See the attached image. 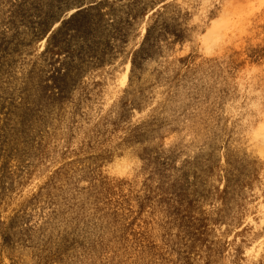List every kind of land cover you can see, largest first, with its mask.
Here are the masks:
<instances>
[{
  "label": "rangeland",
  "instance_id": "obj_1",
  "mask_svg": "<svg viewBox=\"0 0 264 264\" xmlns=\"http://www.w3.org/2000/svg\"><path fill=\"white\" fill-rule=\"evenodd\" d=\"M192 1H126L108 17L95 10L103 0H56L52 27L68 41L102 26L80 82L49 91L50 107L53 68L21 63L38 41L20 34L9 48L0 34V264H264V175L231 172L246 147L235 131L264 120V0H202L207 28ZM16 5L32 24L43 2ZM49 32L61 72L73 46ZM18 66L34 79L18 83ZM138 136L165 148V170L136 178L110 165ZM185 159L211 171L171 175Z\"/></svg>",
  "mask_w": 264,
  "mask_h": 264
},
{
  "label": "bare ground",
  "instance_id": "obj_2",
  "mask_svg": "<svg viewBox=\"0 0 264 264\" xmlns=\"http://www.w3.org/2000/svg\"><path fill=\"white\" fill-rule=\"evenodd\" d=\"M17 1L18 0H0V16L2 17L0 21V34H4L7 38H9L7 43L9 48L19 47L20 44L18 43L17 36L20 34L26 38V41H38L39 49L34 55L26 46V51L21 63L29 66L43 65L48 66L49 69L53 68L51 76L47 72L43 74L49 82L47 81V94L43 95L44 99H42V103L45 107H50L55 102V96L54 93H49V91H59V89L62 88L61 92L66 94L72 91L69 84L73 82H80L82 77L81 75L84 71L83 69L85 68V63H88L89 57L99 49L97 34L98 29L102 26V24L98 21L91 22L90 28L95 32L92 38H90L92 33L84 32L88 26H84L86 28L83 31L74 29V37L72 40L68 41L66 36L63 38L61 33L55 31L54 27H52L53 17L57 12V7L55 5V3H57L56 0H40L43 2L42 8H36L37 12L34 9L30 10L32 24H30L31 22L29 21L21 19V13L18 9V5H16ZM21 1L32 2L37 0ZM60 1L64 5H68L73 2V0ZM106 1H111L113 6L106 7L104 5L105 0H103L102 4L95 10L111 17L112 14L118 16L122 13L121 8L126 7V1L132 3H144L146 0H123L122 2L120 0ZM198 1L199 4L197 3ZM190 3H196V10L200 14L198 20L204 23V28H207L212 19L210 20L209 17H207V14L202 12V9L204 8L202 0H195ZM28 8H30V6ZM25 10L26 12H29L27 9ZM138 10L139 9L137 7H131L124 12L127 17L133 18L134 14ZM95 16L96 15H93V17ZM36 18L38 20L40 19L39 23L36 22ZM104 24L108 25L109 23L104 22ZM201 28H198V31L196 32L198 33ZM48 31H50L49 34L51 32L52 34H57L59 40L62 41L63 44L69 43L73 46V52L69 56L62 58L59 63L62 70L61 72H56L57 69L54 68L55 63L50 61L45 54V50L50 45L49 41L45 39ZM76 37H78V41L75 43L74 39ZM146 58L147 55L141 57L142 60H145ZM70 70L73 71L74 74ZM14 74L18 79V83H22L25 81H32L36 72L32 68L26 70L25 68H20V66H18ZM150 75L151 73L147 74L148 78H150ZM144 77L145 74L142 73V78ZM42 80L45 81L44 79ZM129 83L132 85L135 83V80H129ZM44 85H46L45 82L42 86ZM205 91L207 93L211 92L208 86L205 87ZM31 95L34 98H38L37 94L34 92H31ZM241 129L243 130L242 133H240ZM140 136L135 137L132 142L127 141L123 143V146L120 149H112L113 153L110 156V165L113 167L119 165L122 172L121 174L125 173V176L139 178L145 174H153L157 167H159L162 171L165 170V167L162 166L163 164L156 160L158 152L165 150V148L161 144L155 142L151 136ZM234 136L236 141L240 144H244L246 147H244L241 151V154L245 155V157L243 156L242 159H237L235 161V166L231 170L232 174L244 177H252L254 174L264 175V161H262L264 159V120L258 126H253V123L241 125L235 131ZM185 160H190V165L187 167H175L171 170V175H177L179 177L188 175L196 178L206 174L208 169L211 171L210 167L205 168V165L197 166L194 159ZM191 181L193 183L196 182V180ZM230 194L233 195L236 193L231 192ZM229 200L231 199H228V202L230 203L231 201ZM154 231L157 234H160L162 232L161 226H158Z\"/></svg>",
  "mask_w": 264,
  "mask_h": 264
}]
</instances>
